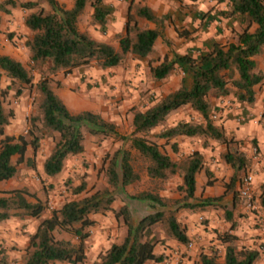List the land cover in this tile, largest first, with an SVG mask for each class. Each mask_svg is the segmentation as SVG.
Segmentation results:
<instances>
[{
	"label": "trees",
	"instance_id": "trees-1",
	"mask_svg": "<svg viewBox=\"0 0 264 264\" xmlns=\"http://www.w3.org/2000/svg\"><path fill=\"white\" fill-rule=\"evenodd\" d=\"M217 1L224 2L225 8L214 13L196 10L191 14V20L198 19L202 29L220 17L235 21L239 30L235 32L234 39L221 43L209 37L202 41L200 47L182 53L171 51L169 56H163L155 65L150 63L148 56L153 53L155 39L162 36L163 22L169 17L168 13L156 16L147 6L127 0L122 31L115 36L114 46L92 38L77 26L79 16L89 6L90 23L104 33L113 13V6L104 0H72L69 6L58 0L0 1V11L4 13H8L10 8L30 10L23 20L30 32L24 46L39 75L33 81L30 71L21 62L0 54V80L2 75L9 79L7 87L0 86V181L11 178L18 163L29 160L32 167L33 162L25 157V152L30 148L31 155H34L44 138L50 137L52 146L42 161L41 170L45 176L53 177L61 171L67 156L83 151V128L89 134H117L114 124L95 112H70L53 90V75H66L92 61L100 68H112L121 64L126 56L146 62L150 77L156 81L166 78L175 67L181 72L177 88L148 108L135 110L131 118V135L120 137L127 140L130 148L143 160L144 170L151 183V188L128 195V198L143 200L149 207L159 206L161 209L133 222L126 204L117 209L110 207L114 199L113 190L138 179L130 162V151L123 148L113 151L108 159L105 174L109 188L64 201L43 217L41 214L46 209L44 202L28 200L27 196H32V193L26 188H0V222L10 217L38 219L34 230L27 235L19 264H83L84 240L89 235L88 227L93 224L89 214L105 210L111 211L115 219L122 222L125 234L120 242L111 243L99 252L91 264L159 262L165 256L153 251L155 243L150 236L151 226L159 224L163 241L174 240L187 246L190 240L184 226L175 216L179 207L191 211L220 207L222 205L217 202L225 191L231 194L230 207H223V219L229 226L227 230L215 233L217 243L222 246V254L216 248H209L208 252H200L193 264H257L259 250L249 246L239 247L235 243L237 236L232 233L235 227L232 209L238 200L235 183H240L250 168L251 158L240 149L242 141L226 136L221 125L210 119V114L216 109L212 99L228 95L239 106L251 107L254 104V87L264 82V74L257 68L255 59L264 47V0ZM139 19L152 22L154 27H140ZM181 34L184 33L179 32ZM55 82L58 83L57 80ZM23 86L34 89L35 113L29 116L25 133L7 135L4 126L13 113L4 108L3 100L9 87L18 95ZM185 105L196 112L201 120L196 123L178 121L172 126L161 128L155 137L163 139L165 143L175 136H186L200 139L201 145L210 140L222 145L224 149L218 156L229 165L232 172L220 195L203 198L194 196L197 172L203 171L205 184L212 182V173L204 166L200 151L191 150L175 160L161 150L159 143L144 136L153 127L162 126L170 112ZM260 128L264 132V112L261 114ZM170 145L175 147L173 142ZM174 175L180 180L176 185L179 197L171 199L160 195L158 190L162 183ZM83 189L84 183H80L72 188V192L79 193ZM258 201L264 207V180L260 183ZM173 205L174 208L171 207ZM55 230L68 233L70 238H56L53 234ZM0 264H11L2 250Z\"/></svg>",
	"mask_w": 264,
	"mask_h": 264
},
{
	"label": "rangeland",
	"instance_id": "rangeland-1",
	"mask_svg": "<svg viewBox=\"0 0 264 264\" xmlns=\"http://www.w3.org/2000/svg\"><path fill=\"white\" fill-rule=\"evenodd\" d=\"M58 1L65 6H69L72 2V0ZM104 1L113 6L112 18L104 33L100 32L95 25L90 23L91 9L89 6H86L82 14L79 16L77 26L79 30L87 32L92 38L108 42L115 46V36L122 31L124 20L121 18L123 17L124 19L125 17L127 1ZM167 1L170 3L171 8L168 9L167 13L169 14V17L164 20L163 27L165 24L168 25L170 32L166 38L167 40H161V45L167 48V50H165L166 54L169 55L170 51H172L170 46L176 47L178 45L177 42L179 40L173 36L178 31L182 32L183 30H186L187 36L185 37H190L193 40L194 45L197 46L202 41L204 34L199 29L192 31L191 28L196 25V22L188 24V18L185 17V15H187L189 11L196 10L198 9L197 7L201 6L195 3L185 2V0ZM200 3L202 9L208 10L210 13L225 8L224 2H218L217 0H200ZM29 12L30 10L20 8H10L8 13L0 11V54L9 55L21 62L30 71L33 81H36L39 75L37 70L33 68L32 62L29 60L24 46V41L30 36V32L24 26L23 20ZM115 15L118 16L121 22L123 21L118 27L117 22H115ZM218 21H220L221 24L223 23L224 26H227L223 17H220L218 20L210 22L208 27L217 29ZM139 22L140 27H145L147 25L144 21ZM230 28L229 32L220 37L221 43L233 40L235 32L239 30L237 24L230 25ZM158 47H160V45H158ZM157 60L158 58L154 59V55L149 58L151 64H155ZM260 67L264 69V58L260 61ZM261 72L264 74V71ZM180 76L181 74L177 70H174L170 75L160 81L153 80L148 73L145 63L130 56H126L121 64L112 68H100L92 61L87 65L73 69L66 75H62L61 73L53 75V90L61 98L70 112L74 113L81 110L95 112L104 120L113 123L117 134H89L83 128V151L79 154L67 156L63 162L61 171L53 177L45 176L41 170L42 161L51 149L52 139L50 137L42 139L38 150L34 155H31L30 148H27L25 157L32 160L33 166L30 167L29 160L26 163L21 162L16 164L17 173L14 174V182L15 184H18L22 181L21 186L19 187L26 188L29 193H32V196H27L28 200H39L44 202L46 209L41 214V217L48 215L52 208L59 207L64 201L77 199L92 192L109 188L105 168L110 155H112L113 151L120 148L130 151V162L133 170L138 175V179L123 188L113 190L114 199L111 203L117 205L115 209L122 204H126L130 210L133 222H136L145 214L161 209L159 206L149 207L143 200L128 198V195H133L139 191L151 188V183L144 170L143 160L133 149L130 148L129 142L127 140H122L120 137L131 135L133 130L131 124L132 113L135 110L142 111L148 108L162 96L174 90L177 86L176 84H178L180 80ZM56 80L58 81L57 84L55 82ZM7 85H9V79L2 75L0 86L5 88ZM263 85L264 82L260 83L259 89H264L261 87ZM20 89V94L15 95L13 88L9 87L3 100L4 108L10 109L13 113L8 124L4 126V133L7 135L15 136L19 133H25L27 129V120L31 114L35 113L36 94L34 89L26 86H23ZM212 102L213 104L215 103L213 100ZM224 105L228 108H238V106L235 105V102L230 99L227 100ZM214 106L216 109H213L212 112L219 114L220 106L215 104ZM260 106L261 111L257 120L259 124L261 122V114L264 112V95L261 98ZM227 114L230 113L227 112ZM227 114L224 116L226 117ZM231 116L235 119V123L238 124L246 122L247 118H249L244 115L240 116V114H232ZM238 116L241 117V120H237L239 118ZM200 120L201 117L188 106H181L166 116L165 122L162 126L153 127L149 132H146L144 136L159 143L161 150L166 154L168 153L172 159L176 160L185 156V152L179 151L177 147H171V141L165 143L163 142V139L156 138L155 134L158 133L161 128L172 126L178 121L196 123ZM248 142H250V140ZM191 143L203 148L201 151L204 158V166L212 170L211 173L213 176L217 175L211 180L215 181L214 185L211 186V184H205L206 180H204V174H202V172L199 174L198 177L201 179L199 196H201V194L205 193V186H208L211 191L213 186L220 187L222 184H225L224 179L228 168L220 162L218 156L220 150H222L220 145L210 143V141L201 145V140L196 138H193ZM251 147H256V145L251 144ZM251 147L249 148L248 155L254 162L257 158H264V155H260V153L258 155V152L254 154L253 158ZM249 173L254 176L257 174V170L252 172L249 171ZM241 175L242 173L240 176ZM18 178H20V180H17ZM25 178H27V180L24 182L22 179ZM179 181L180 180L176 175L169 177L162 183L161 188L158 190L159 194L163 191L168 195L165 197L171 199L178 198L179 194L176 190V185ZM80 183H84V189L79 193L72 192V188ZM260 183L257 184L256 188L251 190V206L249 208L243 206V200L237 193L238 200L236 205H241V211L235 212L234 217L232 216V218L235 223L234 229L238 231L235 243L239 247H254V244L257 242L252 240V236L254 239L259 236L258 233L264 232V207L260 206L258 201ZM215 191V188L212 189V193ZM196 193H198V190ZM178 205L180 206V204H176V206ZM171 207L174 208L175 205ZM183 210L188 209L179 207L175 214L176 218L181 219L183 216ZM104 212L105 211L97 213L103 214ZM109 212L111 213V216H113V213L111 211ZM91 215L92 214H89V217ZM222 218V214L221 217L215 216L213 218L215 228L210 229V232H213V239L216 232H223L228 229L224 228L223 224L220 223V219ZM115 220L119 226L122 227V234L124 235V225L120 220ZM197 221L200 225L204 226L207 224L208 219L202 216V219ZM37 222L38 219L30 217L22 218L20 220L18 218L16 219V217H10L5 221L0 222V250L5 252L11 264H19L20 255L26 244L25 235L28 234L27 232H29V230H32ZM53 234L56 238H63L64 236L70 238L68 233L60 230H55ZM150 234H152V239L157 248L158 246L165 244L166 241L159 238V236L162 235L159 224L151 226ZM209 241L211 244L205 243L203 246H200V249L202 250L203 248H206V250L209 251V248H216L221 255L222 246L217 243V240ZM255 246H258L257 248L259 250L257 264H264V242H258ZM165 258L166 262L172 261L173 264H180L179 257L177 259ZM53 264H64V262ZM148 264H151V262H148Z\"/></svg>",
	"mask_w": 264,
	"mask_h": 264
},
{
	"label": "crops",
	"instance_id": "crops-1",
	"mask_svg": "<svg viewBox=\"0 0 264 264\" xmlns=\"http://www.w3.org/2000/svg\"><path fill=\"white\" fill-rule=\"evenodd\" d=\"M132 2L147 6L156 16L166 14L168 12V9L171 8L170 3H168L167 0H132ZM185 2H191V3H195L199 6H201V7H197L198 9H196V10L207 11L205 9H202V5L200 3V0H193V1L185 0ZM126 10H127V5H126ZM196 10L189 11V13L187 15H185V17L188 18V22H187L188 24H191V22H196V25L194 27H192L191 30L192 31H194L196 29L201 30L204 34L202 37V41L206 38H209V37H212V38L220 41V37L223 36V34H226L227 32H229V30L231 29L230 25L237 24L235 21L230 22L227 18H223L226 21L227 26H224L223 23L221 24L220 21H218L217 22L218 28L213 29V27H208L209 23H210L209 22L208 25L206 26V28L202 29L201 26H199V20L198 19L191 20V17H190L191 14ZM121 19L125 20V17H124V19H123V17ZM139 21H144V23H147V25L145 26L147 28H153L154 27V24L152 22H149V21H146L143 19H139ZM115 22H117V27L123 23V21L121 22L119 20L118 16H116V15H115ZM183 23H184V21H183ZM169 32H170V28H168V25L165 24L163 27V30H162V36H158L154 41L153 53L150 56H148V58L152 57L153 55H154V59L158 58V60L156 61L155 64H157L162 59L163 56L167 55L165 52V50H167V48L165 46L163 47L161 45V40L162 39L167 40L166 38H167ZM181 33H184V34L179 35V31H178L176 34L173 35L179 41L177 42L178 45L176 47L170 46L172 51L182 53L187 49H190V48L192 49V48L201 46L202 41L196 46V45H194V42L190 37H185V36H187L186 30H183ZM158 45H160V47H158ZM156 50H157V52H156ZM262 58H264V47H263V52L255 58L256 63H257V68L261 71H264V69L262 67H260V61ZM144 63H145V66L147 68L146 62H144ZM155 64H153V65H155ZM174 70H177L181 74V72L179 71L178 68L175 67L173 69V71ZM178 84H179V82H178ZM178 84H176V85L178 86ZM177 86H176V88H177ZM261 87L264 88V85ZM176 88H174V89H176ZM254 90H255V101L251 107L239 106V104L236 103L234 98L230 95L225 96V97L212 99L213 101H215V103H214L215 105L220 106V109H219L220 113L218 114L217 118L215 120H213V123H215L217 125H221V127L224 130V134L226 136L231 137L234 140H241L242 144L241 145L239 144V147H240V149L245 151L247 156H249L248 151H249V148L251 147L252 143L256 145L258 155H259V153H260V155H264V132L261 130L260 124L257 122L260 111H261L260 104H261V98L264 95V89H262V88L259 89V85H257L254 87ZM229 99L234 101L235 105H237L238 108L234 109V108L226 107L224 104ZM243 107L245 108V110ZM227 112L230 113L231 115L232 114H240V116L244 115V116H247L249 118H247L246 122H242V123L238 124V123H235V119L232 118V116L230 114H227ZM225 114H227L226 117L224 116ZM191 140H193V137H186V136H175V137L170 139L171 142H173V143L175 142V144H174L175 147H177L179 151H184L185 154L190 152L191 149H193V150L196 149L202 153L201 150L203 148L198 147L196 144H192ZM249 140H250V142H248ZM210 143H215V142L210 140ZM220 146L223 150L224 147L222 145H220ZM222 150H220V151H222ZM167 155H169V154L167 153ZM257 160H256L257 162L256 161L254 162L251 159L250 168L246 172V173H249V171L252 172L254 170H257V174L253 176L252 189L256 188L257 184H259L260 182H262L264 180V158L260 157V158H257ZM220 162L223 163L228 168L227 174H226L225 179H224V183H226L228 181V178H229L232 170L230 167H228L229 166L228 164L222 162L221 160H220ZM209 170L212 172L211 169H209ZM201 172H202V174H204L203 171L200 170L195 175L194 196L203 198V197H207V196H217V195L222 194L223 190H224V184H222V186H220V187H217V186L214 187L213 186L211 188V191H210V188H208V186H205L206 187L205 193L201 194V196H199L201 179L198 176ZM16 173H17V170H16L15 174ZM215 176H217V175H214V176L212 175V179L215 178ZM204 178H205V176H204ZM14 179H15V175H13L11 178H9L7 180L0 181V188H2V189L20 188L19 186H21L22 181H20L21 183L15 184ZM17 180H20V178H18ZM22 180L25 182L27 180V178L22 179ZM204 180H206V178ZM214 183H215V181H212L211 186L214 185ZM239 184H240L239 181H237L235 183V187L237 190L239 188ZM214 188L216 191L214 193H212V189H214ZM197 190H198V193H196ZM160 195L168 196L163 191L160 192ZM217 203H219L222 206H220V207L216 206L215 208L207 207L203 211L197 210L196 212H193L189 209L183 210V213H182L183 216L181 217V219H178V220H179V222H181V224L185 228V233L190 240V242H189L190 247L185 246L181 243H178L174 240H168L165 242V244L158 246V248L154 244V247H153L154 253H156V254L161 253L165 257H168V259H172V258L175 259V256L179 257L180 264H193L197 260L198 254L201 251L202 252H208L206 250V248H203L201 250L200 246H203L205 243L211 244L209 240L215 241V237H214V239L212 238L213 232H210L211 228H215V224L213 223V218L215 216L221 217V214L223 215V212L225 209L223 207H227V208L230 207V205H231V194L228 191H225L224 196ZM116 206L117 205H115L114 203L110 204V207L112 209H115ZM237 211H241V205H236L232 209V216L233 217H234L235 212H237ZM199 215L204 216L205 218L208 219L206 225L203 226V225L199 224V222L197 221L198 220L197 218ZM27 217L28 216H25L24 218H27ZM90 217H91V219H93V225L94 226L92 225V227L91 226L89 227V235L84 240L85 259L83 261V264H91L95 260L96 255L99 252L104 251L111 243L120 242L124 236L122 234V227L119 226V224L117 223L115 218L113 216H111V213L108 210H105V212L103 214L102 213L92 214ZM222 219H220V221H221L220 223L223 224L224 228H228V226H229L228 222L225 221L224 219L223 220ZM34 227L32 228L31 231L29 230V232H27V233L28 234L31 233L34 230ZM232 232L236 236L238 235V233H237L238 231H236L235 229H233ZM252 234H255V233H252ZM258 234H259V236L255 237L254 239L252 236V240H255L257 243L258 242H264V232L258 233ZM27 235H25V237H26L25 241L27 240ZM150 236H152V234ZM63 238H68V237L64 236ZM159 238H162V235H160ZM257 243H255V244L257 245ZM255 244H254V248H257L258 246L256 247ZM165 257L159 262L153 263L151 261H147V262H145V264H148V262H151V264H173L172 261L166 262ZM64 264H70V263H64Z\"/></svg>",
	"mask_w": 264,
	"mask_h": 264
},
{
	"label": "built area",
	"instance_id": "built-area-1",
	"mask_svg": "<svg viewBox=\"0 0 264 264\" xmlns=\"http://www.w3.org/2000/svg\"><path fill=\"white\" fill-rule=\"evenodd\" d=\"M218 116V113L211 112L210 118L215 120ZM237 120H241V117H239ZM257 152L256 147H251V153L252 157L254 158V154ZM252 182H253V175L251 173H245L242 178L240 179V184L238 188V194L240 198L243 200V206L245 208H249L251 206V193H252ZM198 220L202 219V216L199 215ZM190 243L187 244L189 246ZM178 257L175 256V259Z\"/></svg>",
	"mask_w": 264,
	"mask_h": 264
}]
</instances>
